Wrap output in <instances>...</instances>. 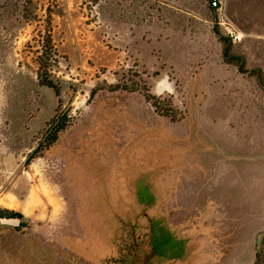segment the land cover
Returning <instances> with one entry per match:
<instances>
[{
	"label": "rangeland",
	"instance_id": "rangeland-1",
	"mask_svg": "<svg viewBox=\"0 0 264 264\" xmlns=\"http://www.w3.org/2000/svg\"><path fill=\"white\" fill-rule=\"evenodd\" d=\"M167 3L160 20L132 25L96 17L83 0H0V209L22 213L28 232L48 242L88 244L98 222L96 193L68 171V158L77 142L95 140L87 132L107 126L120 148L137 141L167 152L174 141L185 165L162 182L171 186L169 202L151 219L150 233L146 223L134 233L149 253L142 264H255L264 250V89L224 63L214 29L234 39L247 70L264 72V0H221L217 18L208 0ZM41 58L58 61L52 79L73 127L64 152L27 166L45 133L38 110L51 103L38 89ZM136 83L156 100L114 93ZM155 103L175 119L162 117ZM152 182L144 176L136 184L148 209ZM109 185L107 203L117 190ZM12 201L13 209L3 204Z\"/></svg>",
	"mask_w": 264,
	"mask_h": 264
},
{
	"label": "trees",
	"instance_id": "trees-1",
	"mask_svg": "<svg viewBox=\"0 0 264 264\" xmlns=\"http://www.w3.org/2000/svg\"><path fill=\"white\" fill-rule=\"evenodd\" d=\"M168 0H83V7L90 13L96 12V17L123 24H152L154 19H161L168 9ZM212 13L217 18V11L212 7V0H208ZM214 33L224 46L223 61L228 66H236L243 75L255 76L264 89V72L260 68L246 69V60L234 52L232 41L221 34L219 28ZM48 50L52 56L57 55L55 46L49 37ZM38 75V89L51 99L49 108L38 110L36 121L45 133L39 140L38 147L30 155L26 165L33 160L43 157L52 158L65 148V135L73 125L70 115L61 112V89L52 79L53 69L57 67L56 59H40ZM115 92L123 94H144L147 100H156L148 94L145 85H118ZM157 102V101H156ZM162 117L175 119L173 111H161L159 105L154 104ZM103 130V131H101ZM86 136H95L94 141L80 144L76 155L68 158V171L76 170L91 188L96 196L92 199L95 205V215L98 222L92 227L94 236L88 244L78 241L48 242L40 235L31 233L27 218L19 212L0 209V220L18 221V227H6L0 224V264H113L112 259L121 257L134 259L135 264L143 262L149 255L144 250L139 236L135 244V234L146 223L150 233V222L154 216H160L169 202L170 185H163V181L176 171L185 168L177 158L178 145L172 141L170 151L159 152L145 149L141 143L132 141L126 147H118L111 134V127H100L96 133L87 132ZM87 140V139H85ZM84 142V141H82ZM75 154V153H74ZM113 162V164H112ZM150 178L155 187V203L148 209L138 201L136 184L142 177ZM161 182V184H160ZM94 184V185H93ZM113 184L117 190L116 198L107 203L108 188ZM82 189V188H81ZM80 191H83L81 190ZM128 194L126 200L123 195ZM130 204L131 208H128ZM134 234L132 244L128 245L126 238ZM103 247L105 253L99 249ZM137 248V249H136ZM255 264H264V250L256 254Z\"/></svg>",
	"mask_w": 264,
	"mask_h": 264
},
{
	"label": "flooded vegetation",
	"instance_id": "flooded-vegetation-1",
	"mask_svg": "<svg viewBox=\"0 0 264 264\" xmlns=\"http://www.w3.org/2000/svg\"><path fill=\"white\" fill-rule=\"evenodd\" d=\"M134 236V234H129L128 236H127V238H126V241H127V239H129L126 243L128 244V245H131L132 244V237L130 238V236ZM134 243L135 244H138V242H137V240L135 239V241H134ZM125 258V256H123V257H121L120 259H118V260H114V259H112L113 261H112V263L113 264H121V262L123 261V259ZM133 259H131V262H130V260H128V264H134L133 263V261H132Z\"/></svg>",
	"mask_w": 264,
	"mask_h": 264
},
{
	"label": "bare ground",
	"instance_id": "bare-ground-1",
	"mask_svg": "<svg viewBox=\"0 0 264 264\" xmlns=\"http://www.w3.org/2000/svg\"><path fill=\"white\" fill-rule=\"evenodd\" d=\"M35 203H36V199L35 198L34 199L32 198V201L29 204V206L32 208ZM3 204H4V206L9 207V209H13L15 207V204H14L13 201L10 204H7V203H3ZM55 212H57V210Z\"/></svg>",
	"mask_w": 264,
	"mask_h": 264
},
{
	"label": "built area",
	"instance_id": "built-area-1",
	"mask_svg": "<svg viewBox=\"0 0 264 264\" xmlns=\"http://www.w3.org/2000/svg\"><path fill=\"white\" fill-rule=\"evenodd\" d=\"M212 6L219 12L220 11V7H221V0H215L212 3ZM231 36H233V35H231ZM231 40L234 41V39H231Z\"/></svg>",
	"mask_w": 264,
	"mask_h": 264
}]
</instances>
